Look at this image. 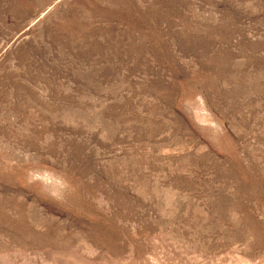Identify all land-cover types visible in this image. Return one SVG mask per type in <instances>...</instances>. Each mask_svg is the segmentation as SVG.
Here are the masks:
<instances>
[{
  "label": "rangeland",
  "instance_id": "obj_1",
  "mask_svg": "<svg viewBox=\"0 0 264 264\" xmlns=\"http://www.w3.org/2000/svg\"><path fill=\"white\" fill-rule=\"evenodd\" d=\"M0 264H264V0H0Z\"/></svg>",
  "mask_w": 264,
  "mask_h": 264
}]
</instances>
